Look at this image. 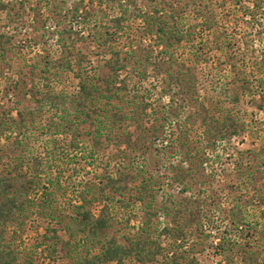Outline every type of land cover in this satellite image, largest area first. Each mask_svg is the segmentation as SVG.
Wrapping results in <instances>:
<instances>
[{
	"label": "trees",
	"instance_id": "1",
	"mask_svg": "<svg viewBox=\"0 0 264 264\" xmlns=\"http://www.w3.org/2000/svg\"><path fill=\"white\" fill-rule=\"evenodd\" d=\"M18 7L17 11L15 7L10 8L9 2H0V10H11L9 20H22V27L25 28L29 25L25 18L22 19L26 10L25 1H19ZM53 8L52 17L59 24L67 19L72 23L71 28L55 30L58 47L54 48V53L57 56L53 59L42 56V62L38 60L35 63L31 69L30 88L22 87L28 84L23 77L12 84L15 92L19 89V92L30 95L34 104L23 106L21 101L18 102L20 107L8 111L10 115L13 111L17 112V117L11 119L8 113L0 115L1 137L34 125L36 117L44 110L66 122L61 124L56 118H51L50 126L58 129L64 126L62 131H72L84 121L93 125L92 141L96 151L103 149L104 137L118 147L126 142L134 151H141L142 145L154 148L164 133L165 125L155 117L152 127L142 126L145 117L147 121L152 118L149 113L151 104L146 98L131 94L129 83L132 76L143 78L149 71L161 77L170 88L168 92L164 91L166 94H184L191 101V107L200 112L198 115L204 126L203 141L207 142L205 151L215 148L220 141L230 142L246 133L249 124L238 107H242L244 98L249 96V101L264 111V0H147L143 5L138 0H77L67 14L63 13L65 6L61 2L55 3ZM72 25L79 28L74 30ZM83 30H87V35ZM131 30L135 32L134 38L130 36ZM10 41V34L0 33V69L10 66L6 59L11 50ZM181 49L190 56H178ZM91 55L101 58L102 66L97 68L99 63L93 66ZM86 61L92 64L87 66L84 64ZM210 62H213L212 65ZM201 64L204 65L202 69L207 67L203 73L217 71L220 77H228L230 86L226 87L230 94L227 96L224 93L222 97L225 103L230 104L229 107L223 106L213 112L201 99ZM209 64L216 70H209ZM101 69L107 70L106 76H102ZM67 72H72L78 81L75 93L57 92L51 82H58ZM126 105L131 108L127 110ZM172 115L178 117L177 113L169 112L162 117L171 118ZM126 122L135 127L133 130L128 128L122 138L116 134L114 124ZM72 137L77 138L76 134ZM186 143L184 141L182 145ZM70 144L73 147L76 145L74 141ZM12 146V155L2 154L10 157L12 168L8 173H0V264H18L16 252L6 244L5 228L21 217L24 221L28 217L25 214L27 208L36 207L40 215L51 216L57 225L65 220L61 214H55L53 191H44L39 204L31 201L32 193L40 187L37 173L41 172L42 161L35 157L28 166L19 152L26 147L24 140ZM247 151L249 153L243 155L238 149L240 155L235 159L237 194L226 219L230 231L216 236L218 240L213 245L215 256L224 264H264L259 258L264 252V145ZM121 154L127 162L117 169L115 175L107 176V181L96 189L98 193L90 197L89 193L82 195L80 204L74 206V215L63 226L76 230L92 243L93 249L87 250L76 264H123L128 258L144 264L154 261L162 253L158 241L150 236L138 239L126 237L125 244L112 237L101 245L99 253L94 251L96 243L102 242L100 235L112 226L109 201L130 190V184L138 179L133 170L136 154L132 156L123 151ZM198 154L193 155L189 150V154L181 160V171L176 179H193L194 170L197 172V168L206 165L208 156L205 152ZM49 182L54 183V180ZM231 187L228 188L233 191ZM143 188L146 186L143 185ZM142 195L141 192L135 201L142 202ZM187 201L184 224L199 226L211 221L207 213L212 204L206 202L208 207L205 210L198 199ZM97 202L103 203L98 214L91 209ZM177 213L180 214V210ZM47 229L58 231V227L48 226ZM182 230L180 222H177L175 227L166 228L165 232L174 235L178 231L179 235L184 234ZM241 239L246 241L241 244ZM179 241V237L174 240ZM67 244L70 245V242ZM238 256L240 259L237 261ZM190 264L201 263L193 258Z\"/></svg>",
	"mask_w": 264,
	"mask_h": 264
},
{
	"label": "rangeland",
	"instance_id": "2",
	"mask_svg": "<svg viewBox=\"0 0 264 264\" xmlns=\"http://www.w3.org/2000/svg\"><path fill=\"white\" fill-rule=\"evenodd\" d=\"M1 1L9 2L10 8L15 7L17 10L21 0ZM24 1L27 11L23 13L22 19L25 18V22H29L25 28L22 27V20H9L8 13L11 10H0V33H8L11 36V50L6 58L10 66L0 69V115L7 114L10 108L20 107L18 103L20 101L23 106L34 104L30 100V95H25L24 91L19 92V89H15V92L12 84L23 77L28 84H23L22 87L30 88L31 69L35 63L38 60L42 62V56L50 59L57 56V53H54V48L58 47L55 30L70 29L72 23L66 19L64 23L59 24L52 17L55 10L53 7L55 3L61 2L65 6L63 13L67 14L77 2V0ZM138 1L143 5L147 0ZM56 9H58L57 6ZM72 26L74 30L79 28L78 25ZM83 32L85 35L88 33L87 30ZM134 34L135 32L131 30L130 36L134 38ZM187 47L184 49H189ZM90 49L93 51V48ZM185 54L190 56L187 51L178 50V56L183 57ZM90 58L94 59L93 66L98 63L100 65L97 68L102 66L101 58L93 55ZM210 63L212 65L213 62ZM84 64L90 66L92 62L86 61ZM211 65L209 64V70H216V67L212 69ZM203 66L201 64L199 70L201 99L213 112L223 106L229 107L230 104L225 103L222 97L224 93H227V96L230 94L229 88L226 87L230 86L228 77L223 75L220 77L217 71L203 73V70H207L206 66L202 69ZM101 72L102 76L107 75V70L101 69ZM51 82L57 92L63 90L75 93L78 89V81L72 72L65 73L58 82L55 80ZM129 83L131 94L146 98L151 104L149 113L152 118L147 121L145 117L141 122L142 126L152 127L155 117H158L157 119L165 125L164 133L154 148L147 144L149 147L142 145L141 151H134L133 147L126 142L118 147L104 137L103 149L96 151L92 141L93 125L84 121L72 131H62L64 126L59 129L50 126L51 118H56L61 124L66 122L59 116L56 117L44 110L36 117L34 125L22 127L14 134L0 136V173H8L13 164L10 157L2 154L12 155V145L19 140H24L26 147L19 152L24 157L25 163L30 166L35 157L42 161L41 172L37 173L41 182L40 187L32 193L31 201L39 204L44 191L47 189L53 191L55 214H61L65 219L62 224L57 225L51 216L40 215L36 207H29L25 213L28 217L24 221L21 217L18 221L8 224L5 228L6 244L16 252L18 264H76L87 250L93 249L92 243L87 242L82 234L73 229L68 230L67 226L65 229L63 226L67 225L70 216L74 215V206L80 204L82 195L89 193L90 197L93 193H98L99 190L96 191V189L107 181V176L115 175L117 169L127 162V158L122 157V151L132 156L136 154L133 170L138 179L130 184V190L109 201L113 218L112 226L100 235L99 239L102 242L96 243L95 253H99L101 245L112 237L119 243L125 244L126 237L138 239L150 236L158 241L159 247H157L162 250V253L154 261L144 264H190L193 258L201 264H224L219 257L215 256L213 245L218 240L216 236L225 234L226 230L230 231L226 219L229 218L233 200L237 194V176L234 170L236 156L240 155L237 150L246 155L249 153L247 151L249 148L257 149L264 145V111H260L253 105L249 101V96L244 98L242 107L240 105L238 107L241 108L240 114L249 124L246 133L233 138L230 142L220 141L215 148L210 147L205 151L207 142L203 141L204 126L198 115L200 112L196 107H191V101L184 94L172 91L171 95L166 94L164 91L168 92L170 88L153 71H149L143 78L138 75L132 76ZM130 108V105H126L127 110ZM167 112L177 113L178 117L173 115L171 118L162 117ZM12 117H17L16 111L9 114L8 118ZM127 122L114 124L116 134L122 138L128 128L133 130L135 127L134 124ZM73 134H76V139H73ZM71 141L75 142V147L71 146ZM184 141L187 143L182 145ZM189 150L193 155L198 154L197 150L200 151L199 154L205 152L209 161L205 166L197 168V172L194 170L193 179L182 181L176 177L181 171L179 167L182 166L181 160L189 154ZM57 179L61 184L60 187ZM49 180H54V183H50ZM143 185L146 188H143ZM231 185L233 191L228 188ZM141 192L143 201H135V198L141 196ZM190 198L198 199L205 210L208 207L205 205L206 202L212 204L207 213L210 222L201 223L199 226L184 224V219L187 217L185 204ZM102 205L103 203L97 202L91 206V209L98 214ZM177 210L181 213H177ZM249 216L253 218L252 215ZM177 222H180L184 234L178 235V231H175L174 235H170L165 232L166 228L175 227ZM48 226L58 227V231H49ZM176 237H179L181 241L174 242ZM245 241L241 239V244ZM67 242H70V245ZM182 244L183 247H179ZM259 258L260 261H264V252ZM239 259L238 256L236 260ZM123 264L143 263L134 258H128Z\"/></svg>",
	"mask_w": 264,
	"mask_h": 264
}]
</instances>
